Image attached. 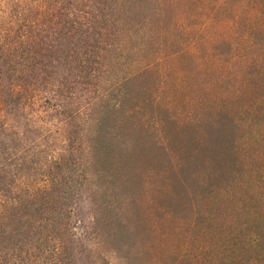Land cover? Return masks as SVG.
<instances>
[{
    "label": "rangeland",
    "instance_id": "1",
    "mask_svg": "<svg viewBox=\"0 0 264 264\" xmlns=\"http://www.w3.org/2000/svg\"><path fill=\"white\" fill-rule=\"evenodd\" d=\"M198 16L194 42L190 25L149 39L102 120L94 248L118 264H264V14Z\"/></svg>",
    "mask_w": 264,
    "mask_h": 264
},
{
    "label": "trees",
    "instance_id": "2",
    "mask_svg": "<svg viewBox=\"0 0 264 264\" xmlns=\"http://www.w3.org/2000/svg\"><path fill=\"white\" fill-rule=\"evenodd\" d=\"M263 4L0 0V264H118L94 248L101 194L91 175L108 154L97 141L111 134L106 112L152 65L142 62L151 37L170 41L190 25L194 42L195 27L207 24L194 21L200 11L248 6L262 18ZM81 198L87 216L75 212Z\"/></svg>",
    "mask_w": 264,
    "mask_h": 264
}]
</instances>
